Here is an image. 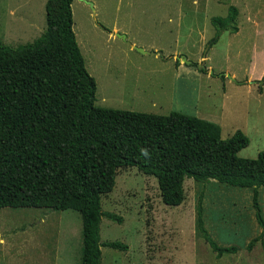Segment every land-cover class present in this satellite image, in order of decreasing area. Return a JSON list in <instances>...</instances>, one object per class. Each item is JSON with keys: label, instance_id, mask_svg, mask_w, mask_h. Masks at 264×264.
<instances>
[{"label": "rangeland", "instance_id": "obj_1", "mask_svg": "<svg viewBox=\"0 0 264 264\" xmlns=\"http://www.w3.org/2000/svg\"><path fill=\"white\" fill-rule=\"evenodd\" d=\"M44 2L0 0V44L37 37L45 25ZM229 5L237 9V31L222 30L209 44L215 33L209 18L224 16ZM70 10L75 41L95 83V106L198 118L207 112L220 124L221 139L234 125L247 137L236 156L254 158L264 149V0H71ZM181 55L191 63L179 60ZM243 80L261 84V93L246 94ZM181 188V202L166 205L154 176L135 167L117 169L100 210L121 221L100 218L99 264H264L251 187L184 177ZM198 197L207 236L236 251L216 257L195 231ZM256 200L264 220L263 186L256 188ZM109 241L127 248L103 245ZM79 249L76 211L0 208V264H79Z\"/></svg>", "mask_w": 264, "mask_h": 264}, {"label": "trees", "instance_id": "obj_2", "mask_svg": "<svg viewBox=\"0 0 264 264\" xmlns=\"http://www.w3.org/2000/svg\"><path fill=\"white\" fill-rule=\"evenodd\" d=\"M70 3L45 0V25L37 37L16 46L0 44V208L76 211L79 264H99L100 218L121 221L100 210V197L112 189L117 169L135 167L155 177L161 202L170 206L182 200L184 177L251 187L254 218L264 234L256 200V188L264 187V149L254 158L238 157L248 143L240 130L221 139L217 124L178 111L162 115L95 106V83L75 41ZM236 15L229 5L224 16L209 18L215 28L209 44L222 30L237 31ZM194 222L216 257L236 251L207 236L199 197ZM103 245L127 248L118 241Z\"/></svg>", "mask_w": 264, "mask_h": 264}, {"label": "crops", "instance_id": "obj_3", "mask_svg": "<svg viewBox=\"0 0 264 264\" xmlns=\"http://www.w3.org/2000/svg\"><path fill=\"white\" fill-rule=\"evenodd\" d=\"M116 30V27H112V30ZM130 46L132 47V45L130 44ZM179 67L178 66H176V69H178ZM208 75V74H207ZM245 80V79H244ZM244 80L242 81V82H240L241 84H239V85H245V87H246V94H251V93H257V94H260L261 93V84H255V86H254V84H252L253 82H247V83H245L244 82ZM230 81V80H229ZM247 81H249V80H247ZM236 83V82H235ZM254 88H253V87ZM258 86V87H257ZM225 86H223V87H221V90H222V95L225 93L223 90H225ZM221 106H222V104H221ZM202 114H204V115H202V116H200V118H203V119H206V120H209V121H211V122H213V123H215V120L212 118V117H210V115L207 113V112H204V113H202ZM218 126L220 125V124H218V123H216ZM236 127H237V125H234V126H232V127H230L229 128V131H228V136H230L232 133H233V131L236 129ZM220 128V127H219ZM221 131V129L219 130V135H220V132ZM240 150V149H239ZM183 182V181H182Z\"/></svg>", "mask_w": 264, "mask_h": 264}, {"label": "water", "instance_id": "obj_4", "mask_svg": "<svg viewBox=\"0 0 264 264\" xmlns=\"http://www.w3.org/2000/svg\"><path fill=\"white\" fill-rule=\"evenodd\" d=\"M85 3H87L88 5H90V2H88V1H84ZM116 35H118V36H121V35H119V34H116ZM135 50H137L138 52H140V53H146V51L145 50H142L141 48H139V47H136V46H132ZM179 60H181L183 63H185V64H190L191 63V61L190 60H187L186 59V57L185 56H183V55H181L180 57H179ZM202 67V65H198V68H201ZM209 73H211V71H208ZM221 74H219V76H220Z\"/></svg>", "mask_w": 264, "mask_h": 264}]
</instances>
